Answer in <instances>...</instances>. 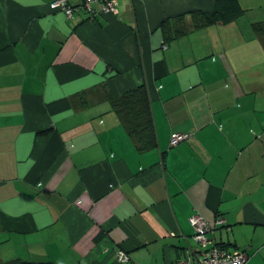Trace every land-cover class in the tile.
<instances>
[{
	"label": "crops",
	"instance_id": "1",
	"mask_svg": "<svg viewBox=\"0 0 264 264\" xmlns=\"http://www.w3.org/2000/svg\"><path fill=\"white\" fill-rule=\"evenodd\" d=\"M52 1L0 0V262L172 264L200 250L199 215L206 247L264 264V0L198 28L187 12L213 0L93 18ZM168 18L182 34L165 42ZM139 84L156 133L142 151L108 98Z\"/></svg>",
	"mask_w": 264,
	"mask_h": 264
},
{
	"label": "trees",
	"instance_id": "2",
	"mask_svg": "<svg viewBox=\"0 0 264 264\" xmlns=\"http://www.w3.org/2000/svg\"><path fill=\"white\" fill-rule=\"evenodd\" d=\"M212 11L191 10L187 12L191 19V28L205 27L212 24H227L242 15L244 9L238 0H213ZM184 14L175 16L182 19ZM165 42L175 39L182 34V31L173 30L170 18L160 23ZM255 31H260L264 25L256 23L253 25ZM109 101L112 109L126 125L128 133L136 141V148L139 151L156 147V133L151 112V101L147 88L139 84L133 89L122 92L119 95H110ZM41 133H46L42 131ZM0 264H54L51 261L33 262L27 260H9Z\"/></svg>",
	"mask_w": 264,
	"mask_h": 264
},
{
	"label": "built area",
	"instance_id": "3",
	"mask_svg": "<svg viewBox=\"0 0 264 264\" xmlns=\"http://www.w3.org/2000/svg\"><path fill=\"white\" fill-rule=\"evenodd\" d=\"M98 4L95 9L93 4ZM50 6L55 10L63 11L67 17H71L74 11L84 10L91 18L96 14H117V0H81L78 5H72L67 0H53ZM191 133L173 132L170 135V145L174 146L179 142L188 139ZM193 228V239L201 247L199 251L193 252L187 257L177 259L172 264H246L248 256L245 251L233 248L227 249L220 245L206 247L207 232L209 231L208 223L199 215H193L189 219ZM221 221H217L220 223ZM119 262H126L128 255L124 251L117 254Z\"/></svg>",
	"mask_w": 264,
	"mask_h": 264
},
{
	"label": "rangeland",
	"instance_id": "4",
	"mask_svg": "<svg viewBox=\"0 0 264 264\" xmlns=\"http://www.w3.org/2000/svg\"><path fill=\"white\" fill-rule=\"evenodd\" d=\"M127 254V253H126Z\"/></svg>",
	"mask_w": 264,
	"mask_h": 264
}]
</instances>
